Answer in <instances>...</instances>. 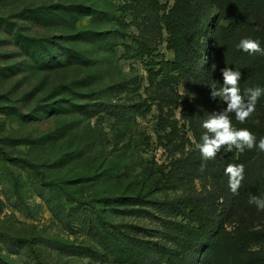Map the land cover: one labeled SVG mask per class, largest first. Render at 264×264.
<instances>
[{"label":"rangeland","instance_id":"rangeland-1","mask_svg":"<svg viewBox=\"0 0 264 264\" xmlns=\"http://www.w3.org/2000/svg\"><path fill=\"white\" fill-rule=\"evenodd\" d=\"M174 1L152 0L160 13ZM200 4L207 11L202 65L167 90L165 105L157 102L135 119L132 81L147 77L146 58L127 56L136 53L133 38L142 36L157 48L155 55L174 60L160 23L146 15L133 21L129 0H0V146L35 165L27 168L0 155V264H172L159 247L169 226L165 219L176 218L178 203L189 197L206 202L208 191L215 192L209 200L221 215L213 222L223 237L264 230V216L257 213L220 214L232 193L222 150L201 171L196 144L206 134L202 125L227 107L210 95V80L223 85L216 73L224 41L219 29L227 21L213 0ZM252 23L264 27L258 19ZM81 32L98 33L102 40L96 45L88 36L79 42ZM139 94L146 98L144 90ZM72 105H84L80 130L58 143L46 140L74 120L59 111ZM262 105L263 100L250 116L257 145L263 137ZM228 115L232 123L237 120ZM82 128L84 162L54 167L80 143ZM143 164L163 171L167 181L158 174L144 182ZM252 172L248 167L244 174ZM83 178V186L76 184ZM137 194L144 200L134 205ZM211 217L206 215L207 225ZM225 245L214 237L197 242L186 264L246 258L248 264H264V244L237 257L225 254Z\"/></svg>","mask_w":264,"mask_h":264},{"label":"trees","instance_id":"trees-1","mask_svg":"<svg viewBox=\"0 0 264 264\" xmlns=\"http://www.w3.org/2000/svg\"><path fill=\"white\" fill-rule=\"evenodd\" d=\"M200 3L201 0H175L172 6L169 8L163 7V12L160 13L152 0H129V8L135 10L133 21L137 22L143 15H146L150 20L160 23L167 33L170 50L173 51L175 56L174 60L167 61L162 55H155L157 48L148 40L142 38V36L133 38L136 53L132 57L127 56V58H146L145 67L147 72L146 78L132 81L138 96L136 106H133L135 111L133 117L135 119L144 117L151 112L152 106L157 102L159 105H165L167 90L178 81H184L186 78L195 75V71L202 65L199 52L207 30V11ZM213 3L224 11V18L227 21L226 26L219 29L224 41L219 53L220 67L216 73L217 79L223 83L221 69L229 67L233 71L238 70L241 73L239 87L242 88L243 94L247 88H264V55L246 53L237 48V44L243 38L259 41L261 48H264V27L258 30L255 29L252 23V21L258 19L264 24V3L258 4L254 0H213ZM92 13L96 14V12ZM88 36H92L91 40L90 38L88 40L96 45L102 40L100 34L90 32L79 33L77 39L82 40L79 42H83L84 37ZM185 54H188V57H185ZM158 58L161 60H157ZM259 63L262 65L258 66ZM145 83L147 87H144ZM210 83L215 85L216 88L220 87L216 78L210 80ZM142 90H144L146 98L139 94ZM261 100H263V105L260 112H262V118L264 119V94L259 97L256 105L260 104ZM59 111L61 115L73 117L74 120L72 119L73 121L65 123L61 128L46 136V140H53L56 143L72 137L74 133L80 130L78 119H82L80 113L84 111V105H72ZM252 118L249 117L243 123L236 120L232 125L237 130L247 129L253 133L255 120ZM166 127L172 126L168 124ZM83 129H81V135L78 138L80 143L73 151L65 153L55 163L54 167L63 168L74 164L76 161H78L76 163L84 162V146L81 141L84 138ZM175 131L176 128H173L168 136L174 135ZM261 132L264 137V123L261 126ZM222 151L226 154V163L243 164L245 171L248 167H251L253 172L249 177L244 174L245 178L238 194L231 193L230 199H224L220 214L227 215L236 210L248 214L254 212L259 216H264V211H258L254 204L249 203L252 196L264 199V151L258 154H252L248 149L243 152L237 151L235 148L231 152L224 149ZM0 155L6 161L18 163L31 169L35 168V165L29 160L13 157L1 146ZM143 165L144 169L140 177L144 178V182L148 181V177H155L158 174L161 179L167 181V174H164L163 171L158 172L149 165ZM76 184L83 186L84 178ZM159 185V182H157L156 187H159ZM50 186L48 187H53ZM214 193L208 191L209 199L213 197ZM205 199L206 202H203L202 198L201 201H195L189 197L187 200L180 201L175 209L176 218L165 219L167 224L172 227L171 229H168L169 226L166 227L162 233V242L159 247L162 249V254L169 257L172 264H186L196 247V243L200 241L206 243L212 237L225 241L226 245L223 252L234 257L240 255L243 249L247 253L249 247L264 244V230H243L238 234H229L223 237L221 231L217 230V225H215L219 216L217 209L212 208V203L208 198L205 197ZM131 200L134 205L140 204L144 197L137 194ZM234 201L236 202L235 205L232 204ZM206 215L209 217L212 215L210 218L212 222L208 225L206 224ZM177 216L181 217V221H178ZM193 223H197L199 226L195 227L192 225ZM188 238H194L189 245L186 244ZM249 260L250 258L242 259L235 264H248Z\"/></svg>","mask_w":264,"mask_h":264},{"label":"clouds","instance_id":"clouds-1","mask_svg":"<svg viewBox=\"0 0 264 264\" xmlns=\"http://www.w3.org/2000/svg\"><path fill=\"white\" fill-rule=\"evenodd\" d=\"M237 48L246 53H260L264 55V48H261L260 42L243 38L237 44ZM223 85L216 88L210 86V95L212 98H219L227 107L220 112L212 113L203 123L206 134L202 136V143L196 144L203 161L201 171L207 166V161L215 159L217 154L222 150L231 152L233 148L243 152L245 149L252 150L258 147L264 151V137L259 139L257 145L256 137L247 129H235L229 118V113H234L236 119L243 123L255 111V105L259 97L264 94V88H247L241 95L239 87L241 73L233 71L229 67L221 69ZM211 134V135H209ZM245 167L243 164H228L225 168V174L228 176V187L233 194H238L244 181ZM250 204H254L258 211H264V199L252 196L249 199Z\"/></svg>","mask_w":264,"mask_h":264}]
</instances>
